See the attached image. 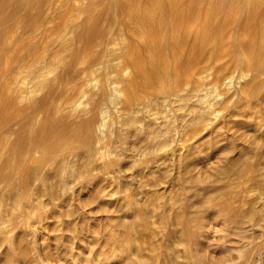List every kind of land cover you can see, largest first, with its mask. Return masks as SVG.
<instances>
[{
    "label": "rangeland",
    "instance_id": "374dc122",
    "mask_svg": "<svg viewBox=\"0 0 264 264\" xmlns=\"http://www.w3.org/2000/svg\"><path fill=\"white\" fill-rule=\"evenodd\" d=\"M18 1L0 0V32H4L0 34V154L15 148L24 156L29 155L28 160L32 161L33 157H40L41 153L56 148L53 144L47 143L41 144L33 156L28 151L31 146L29 122L25 119L21 120L20 114L31 100L44 97L55 100L62 92L64 96H74L72 99L73 102H77V108H71L70 114L52 113L54 116L52 114L49 116L53 121L66 116L65 118L73 122L91 108L104 90L108 95V100L104 104L108 115L102 133L97 130L94 134L95 139L100 136L102 139H97L98 141L95 140L93 143L95 151H98H94V166L103 165L112 157L106 151L112 149L110 141L118 133L117 118L114 116L127 106L129 100L138 97V101L141 102L145 98L140 89L143 82L141 66L147 64L149 53L146 50V38L138 34L135 9L130 6L125 12L121 7H116L112 0H43L40 7L41 0H32L30 3L26 2L25 11L12 15L10 11L13 10V4ZM122 1L140 3L148 0ZM89 3L95 4L92 12L86 9ZM40 9L41 13H39ZM97 16L100 20L95 19ZM71 21H85L87 28L93 27L97 31H102L101 29L106 25L105 28L110 27L111 31L115 25L116 29L113 27L112 32L105 34L107 40L105 43L108 42L109 50L113 49L112 55L106 58L112 61L107 62L110 68L104 66L96 71L85 68L87 60L94 59L101 62L98 59L99 54L96 55V51L103 49L98 39L96 40L98 35L86 50L75 57L72 56L73 52L69 48L57 45L53 46V49L52 46L49 48L51 41L58 39L64 33L62 28ZM39 25H44L46 29L28 34L30 28ZM85 34L87 35V32ZM67 35L73 36V33ZM109 38L112 41H109ZM243 38L244 42L251 40V36H243ZM85 42L86 38L81 37L78 42L81 49H84ZM124 42L129 53L139 55L141 63L131 60L128 56L121 57L115 52V49L117 50L118 47L120 49ZM255 53L258 56L259 52ZM58 55L74 58L56 66L53 59ZM116 55L120 58L118 59ZM36 57L46 58L44 70L51 78L58 76V81L51 90L45 91L39 87L36 75L30 71ZM21 58L24 61L20 63V68L26 73L17 82L11 76V71L19 67L18 61ZM230 58L227 56L226 59H221L222 63L218 62L215 65L206 79L204 91L199 96L192 97V101L189 100L196 102L199 97L219 106L230 98L232 105L229 109L218 107L220 119L212 127L205 126L206 128L198 131L191 126L184 129L181 120L184 116L190 115L189 105L179 109L177 105L180 103L175 102V97L170 96L168 97L170 99H166L167 103L165 101L161 108L159 106L158 110H155L154 118H158L161 114L162 118L159 117V121L155 118L159 126L167 119L172 120L178 138L174 143L177 144L150 143L152 142L150 138L155 135L154 131L161 136L163 131L159 132V130L163 127L156 128V122H153L152 127L154 125L156 130H150L151 132L148 133L150 119L143 116L144 119H148L144 123H139L142 124L143 133L132 128L133 133L130 130L127 135H122L125 138L119 137L121 146L119 152L121 150L123 153L120 152L122 160L115 164L117 172L111 167L104 171H91L89 177L81 183L68 185L65 177L56 176L54 180L59 185L56 202L46 199L36 203L38 205L36 214L32 215L28 212L29 215L20 226L13 225L14 220L4 228L0 225L3 229L10 227L12 231L18 230L21 233L27 251L26 264H67L68 262V264H128L127 253L119 256H111L110 253L121 234L118 224L131 218L135 214L133 207L140 204H149L153 209L151 227L156 232L157 244L159 243L156 251L142 252L145 258L141 264H165L166 258H170L168 260L171 262V256L168 254L170 242L167 243V239L163 237L166 232L162 230V222L164 220L168 228L176 233L177 229H174V226L178 218L185 220L188 217L195 221V231L200 224L206 225L203 236H198L193 245L195 254L198 255L197 264H264V73L258 77L260 82L262 81L263 88L260 86L256 96L246 97L244 90L245 92L248 90L245 86L249 80H254L253 67L247 64L241 66ZM98 66H100L99 62L95 67ZM183 78L189 79L191 85L202 83V79L191 72L181 76L180 80ZM230 79L232 82L228 85L226 82ZM82 87L84 93L80 92ZM182 87L184 88L183 85ZM180 88L178 94L187 92L186 88V90ZM110 97L113 100H110ZM50 100L47 102L49 103ZM50 104L47 106L49 107ZM158 111H160L159 115ZM140 115L142 116V113ZM44 116L45 114L42 113L40 117ZM144 127L147 129L145 130ZM70 168V165H67V170ZM242 170L247 172L238 175ZM259 174L261 176L252 177ZM224 178L232 184L231 191H234L232 194L221 191L225 184L222 180ZM207 199L211 200L212 206L209 204L202 208L197 206V204L201 206L200 204ZM178 201L182 202V207L179 206ZM245 219L246 227L242 223ZM241 228L248 232L250 236L248 239H241L242 237L238 235L237 232ZM177 236L178 233L175 234V237ZM11 238L16 241L18 237L12 235ZM145 240H149V236L146 237L144 234L138 241L142 243ZM174 240L179 241L178 237ZM244 244L246 247L243 246ZM188 245V240H182L181 246L178 247L180 256L178 259L186 257L184 253L187 254ZM58 251L61 254L57 253ZM7 254L8 258L6 255L2 256L4 254L0 258L8 261L11 256L14 257L13 246L7 247ZM196 263L191 259L187 262V264ZM10 264L15 263L10 262ZM170 264L175 263L172 261Z\"/></svg>",
    "mask_w": 264,
    "mask_h": 264
},
{
    "label": "bare ground",
    "instance_id": "6f19581e",
    "mask_svg": "<svg viewBox=\"0 0 264 264\" xmlns=\"http://www.w3.org/2000/svg\"><path fill=\"white\" fill-rule=\"evenodd\" d=\"M27 1L30 3L32 0H19L14 3L12 7L13 10L10 11L12 15L25 11V4ZM112 1L115 3L116 7L119 6L124 10L130 6H132L133 10L135 9L134 16L135 24L139 31L138 34L140 37L146 38V50L149 53V59L147 64L141 66L143 82L140 86L145 98L143 100L140 98L142 100L141 102L138 101V97H135V99L133 98V100L130 98L132 101L129 100V103H127V106H125L124 109L119 112L116 111L118 115L114 117L117 118L118 130H116L118 133L115 134V136L113 135L115 138L110 141L112 149L108 147L110 150L107 148L108 151H106L108 154H111L112 157L110 156L111 159L108 158L109 160L100 166H94L95 164L93 163L95 151L93 143L97 139H102L100 135H98L100 137L97 136L98 138L95 139L94 134L97 130L102 133L101 131L106 123V115H108L107 107L104 106L105 102L108 100L106 91L103 90L99 99L97 98L95 103L92 102L93 105L91 108H89V110L87 109V111L85 110L86 112L83 113L82 116H79L78 120H74L73 122H71L70 119L65 118L66 116L59 117L58 121H53V119L50 120L49 116L52 113L56 115H62L63 113V115L70 114L71 108H77V102H73L72 99L74 96L67 97L64 96L62 92L58 99L55 100L47 99V97L31 100V103L20 114L21 120L25 119L29 122L28 131L30 133L29 140L31 146L28 151L33 156L41 144L47 143L51 145L53 144V147L56 148L54 150L50 149L52 151L47 150L41 153L40 157H33L32 161L28 160L30 159L29 155L24 156L20 150H16L15 148H11L5 153L0 154V225H3V228L11 224L13 220L15 222H12L13 225L19 224L20 226L30 213H32V215L36 214L35 211L38 206L36 203L38 202L41 203L46 199L56 202L59 190V185H57V182L54 180L56 176L65 177L64 179H66L68 185L70 183H81L82 180L89 177L88 175L91 171H104L110 167L114 168L116 171L115 164L122 160L120 153L122 151L120 150L119 152V147H121L119 145V137L127 135V132L132 128L142 131L143 133L142 124L139 125V123H144L147 118L150 119L148 122L149 131L147 132L149 133L156 130L154 125L152 127V123L156 122V119L159 121V117H162L160 114V116H158V118L155 117V119V110H158L157 108L159 106L161 108L166 99L170 96L175 97V102L180 103L177 105L179 109L183 106L185 108V106L189 105L190 115L184 116L181 120L184 129L185 127L191 126L198 131L205 126L212 127L218 119H220L218 107L221 106L225 109H229L232 105L230 98H227L226 101L220 103L219 106H216L208 100L200 99L199 97L196 102H189V100L192 101V97H197L202 91H204L206 79L213 71L215 65L222 61L221 59H226L227 56H230L236 64L252 65L254 76L251 74V77L253 76L254 80H249L252 81L251 84H248V81L245 86V89L248 90V92H245L244 90L246 97L249 96L252 98L256 96L257 92L260 91V86L263 88L261 85L262 81L260 82L258 77L264 73V0H148L140 3L122 0ZM42 2L43 0L39 3V7L42 5ZM94 6L95 4L89 3L86 7L87 11L92 12ZM41 11L42 10L40 9L39 13H41ZM95 19L100 20V17L97 16ZM84 22L71 21L64 26L62 28V32L64 33H62V35L55 41L52 40L49 44V48L52 46L53 49V46L56 45L69 48L73 52L72 56L75 57L77 54L81 53V51L86 50L87 46L90 45L95 36L98 35L96 40L98 39L97 41L103 49L96 51V55L99 54L98 59H100L101 62L94 59L87 60L85 68L96 71L104 66L107 67V62L112 61H109L106 58L108 55H112L113 49L109 50L108 42L105 43V41H107L105 40V34H107L106 32H112L115 25L113 26L114 28H111V31L110 27L105 28L107 25L104 26V29L102 27V29L100 28L102 31H97L96 28L93 29V27L90 29L87 28ZM44 29H46L44 25L35 26L30 28V33L28 34L42 31ZM86 32L87 35L85 34ZM3 33L4 32H0L1 35ZM69 33H73V36H68L67 34ZM260 34L263 36L259 37L258 35ZM243 36H251V40L244 42ZM81 37L86 38L84 49H81L78 45ZM109 39V41H112L111 38ZM124 41L126 40L124 39ZM112 44L113 43H111V45ZM105 47L106 49H104ZM135 50H137V48ZM115 52L118 55H121V57L128 56L131 60L140 62L139 55L129 53L130 51L125 42L120 46V49L119 47L117 50L115 49ZM255 52H259L258 56H256L257 54ZM72 56L69 58L66 55H58L53 59V63H55L56 66L65 64L69 59L71 60V58H74ZM45 57H36L33 60L32 69L30 71L36 75L38 86L46 91L54 88L58 81V76L51 78L44 70L46 63ZM111 57L112 56H110V58ZM119 58L120 57L118 56V59ZM23 61V58H21L18 61V64ZM98 62L100 63V66L95 67ZM111 65L113 64L111 63ZM20 67L21 64L17 69L11 71V76L17 82L20 81L26 73ZM188 72L199 76V78L202 79V83L199 82L195 85H191L189 79L183 78V80H180V77L187 75ZM231 82L232 80L230 79L226 83L230 85ZM179 88L182 90L187 89L186 93L183 92L185 95L183 93V95L178 94V91H180ZM80 92L84 93L83 87L80 89ZM132 97L134 96L132 95ZM48 100H50L49 103H51V107L47 106L49 104L47 102ZM110 100H113V98L110 97ZM170 102L171 101H169V103ZM42 113H44L45 116L41 118L40 116ZM140 113H142V116ZM159 113L160 111H158L157 114L159 115ZM167 114L166 117H168ZM143 116H147V118L144 119ZM163 122L164 123L160 125L163 129L159 130V132L163 131L161 132L163 134L159 136L156 134V131H154L155 135L153 138H150V141L152 142H148L152 144L162 142L166 145H170L178 140V138H176L175 128L172 126V120L167 119ZM114 123L116 124V121ZM160 126L157 125L156 122V128ZM134 133L136 132L134 131ZM128 137L130 136L128 135ZM95 152L98 151L96 150ZM53 164H55V166H53ZM49 165L51 167H48ZM67 165H70L71 167L68 170ZM242 172L247 171L242 170L238 172V175ZM257 176L261 175H252L253 178H256ZM222 180L225 184L222 186L221 191L226 194H232L234 192L231 191L233 189L232 184L227 182V178ZM177 203L182 207L183 204L181 201H178ZM206 204L212 206L211 200L207 199L206 202L200 204L201 206L198 204L197 206L202 208ZM128 205L129 203L127 206ZM133 208L135 209V214H133L131 218L123 220L118 224L119 229H121V234L116 240V244L110 255L119 256L127 253L128 264H141V261L145 258L144 253L142 252L149 250L156 251V249L159 248V243L157 244L156 232L151 227V216L153 215L151 205L140 204L135 205ZM28 212L29 214H27ZM178 219L174 229H177L176 233H178L177 237L179 241L174 240L177 238L175 237L176 233L168 228V225L164 220L162 222V230H164L163 232H166L163 237L167 239V243L170 242V251H168V254L171 256V262L174 261L175 264H187L188 260L191 259L196 263L198 255L195 254L196 252L193 249V245L197 241L198 236H203L206 225L200 224V227L195 231L194 228L196 227V223L194 220H191L190 217L185 220L183 218ZM242 223L245 226L247 220L245 219ZM169 224H171V222ZM3 228L0 227V256L4 254L2 256L6 255L8 258V246H13L15 256H11L8 261L2 260L1 257L0 264H10V262H14L15 264H26L27 258L25 255L27 251L23 244L24 242L21 233L18 232V230L12 231L10 227ZM237 233L242 237L241 239H248L250 237L248 232L242 228ZM144 234L146 237L149 236L150 241L145 240L140 243L138 240ZM12 235H17L18 238L16 241L11 238ZM185 239L189 241L187 248L188 252L187 254L184 253L186 257H183V259L180 260L178 259V257H180L178 255V247L181 246L182 240ZM171 242L173 243L172 245ZM244 242L248 243L246 240H244ZM245 244L243 245L244 247H246ZM240 246L242 245L240 244ZM57 253L61 254L60 251ZM3 259L5 258L3 257ZM168 259L170 258H166L165 264L171 263Z\"/></svg>",
    "mask_w": 264,
    "mask_h": 264
}]
</instances>
